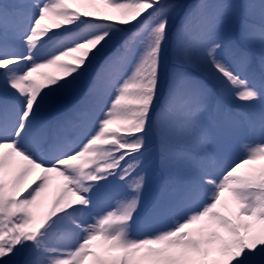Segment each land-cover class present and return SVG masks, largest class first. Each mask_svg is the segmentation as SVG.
<instances>
[{
	"label": "snow or ice",
	"instance_id": "6c2138e0",
	"mask_svg": "<svg viewBox=\"0 0 264 264\" xmlns=\"http://www.w3.org/2000/svg\"><path fill=\"white\" fill-rule=\"evenodd\" d=\"M0 264H264V0H0Z\"/></svg>",
	"mask_w": 264,
	"mask_h": 264
},
{
	"label": "trees",
	"instance_id": "16d2710c",
	"mask_svg": "<svg viewBox=\"0 0 264 264\" xmlns=\"http://www.w3.org/2000/svg\"><path fill=\"white\" fill-rule=\"evenodd\" d=\"M9 2H12V0H9ZM186 2L191 3V2H193V0H186ZM138 234H141V231L140 230H134L132 232V235L133 236L138 235Z\"/></svg>",
	"mask_w": 264,
	"mask_h": 264
}]
</instances>
